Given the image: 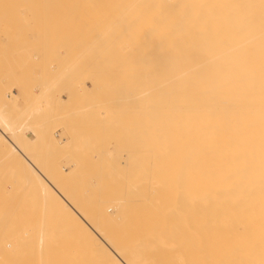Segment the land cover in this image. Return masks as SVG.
Here are the masks:
<instances>
[{
    "label": "bare ground",
    "instance_id": "6f19581e",
    "mask_svg": "<svg viewBox=\"0 0 264 264\" xmlns=\"http://www.w3.org/2000/svg\"><path fill=\"white\" fill-rule=\"evenodd\" d=\"M0 1H3V0H0ZM31 1L29 0V3ZM35 1L37 3V1L39 0H35ZM76 1L77 0H73L74 3H72V0L71 1L69 0V3L66 4V2L63 3V0H61V2L60 0L59 2L58 0L57 2L55 0L52 5L56 6L57 4L58 5L66 4V6L69 5L68 7H70V5H72V7L75 5L76 8L77 7L79 8L80 6V8L84 7L86 9L87 8L92 9L94 7L95 10H99V12L103 11V13L105 12L104 10H106V13H108L110 9H111L110 11L117 9L118 12L120 13L118 14L119 17H117L116 16L117 14L115 15L114 12H112L114 14V15L112 14L113 20H111L110 16L108 15L111 22H108L110 21L109 19L105 18L107 20L106 22V20L103 21L102 18H100L101 21L98 20L99 23L94 21L95 23L91 24L92 22L91 21L90 24H88V27L89 25H92V27H94L92 28L90 26V28H92V29L89 28L90 34L94 31L95 28H96L94 31L95 33H96V30H97V33L99 31L102 33L101 37H100L101 34H99L100 32L98 34L97 33L95 34L94 37L96 38V40L95 38L94 39L91 38L92 40H94L93 47H91L92 40H90V42L88 40L89 44L87 45L88 46L90 45L88 47L84 44L86 39H82V42H80L81 41L79 39L80 37L78 38L80 41L78 39L75 40L72 38V40H74V43H76L75 41H79L78 42L79 46L85 40L83 43V46H81L82 52L85 47L91 48V49L95 47L97 51H98V47H100V51H101V48L103 47L102 49L105 50V45L108 46L106 48L108 50L109 46H111L112 44H114L115 46L119 44L118 40L123 39L122 43H124L123 45L124 47L123 48L121 47L123 51L120 49L117 50V48L121 46L122 43L121 45H117L118 47L117 46L116 48L114 47L116 51H119V52H116L113 49V47L110 48V50L113 49L111 53L114 51L116 52V55L114 58L115 60L112 58H109V59H112V61L118 62L119 61L118 59H120L122 56L124 57V55H126L127 53L131 54V57L134 56V51H135V54H137L135 55V57L138 56V58L136 57L137 58L136 60L134 57L132 58L135 61H133V65L131 64V66L129 67L130 68L133 67V70L136 71V74H134L135 72H132V70L130 69L131 74L134 76L136 75L135 76L136 79L135 77L133 78V76H131L132 79L131 78L130 79L131 80L134 79L133 82L135 80L137 81V82L135 81L137 84L134 82V84H136V86L134 87H137V89H134V90L135 91L137 90L136 92H138L139 96L134 90H133L134 92L132 93V91L128 89L129 91H131V93L129 91L128 92L131 94V100L137 101L136 99L140 97L139 98V100H141L140 107L141 106L142 107L141 108L138 107L140 109L137 110L136 109L137 107H135L137 104H135L136 102L133 101L132 107L133 108L135 107V108L134 109L132 108V110H135L134 111L135 115H138L139 113L138 111H140L139 115L142 114L141 116L142 118L139 116H136V117H139V119L141 118L142 122L139 121V119L138 121L141 123L136 122L137 118H135V116L133 115L134 112H131V110L129 112H131L132 114L128 113L129 115L127 116H130L132 118L131 115H133L135 119L134 118L132 119L135 120V122L132 121V119L127 116L121 115L123 116L122 117L123 120L125 117L129 118L128 120L126 119L128 121L127 123L126 121H123L122 119L120 120L121 118L119 117L120 115L118 116L119 118L117 117V114H118L117 109L121 108V110L124 111L129 107L127 105H126L127 108L123 107L124 109H122V107L120 106L118 107L114 103L115 106H117L118 108L117 109L114 108L115 111L114 109L112 110H113V114L114 112L117 113L115 115L118 118V119L116 118L117 122L119 120V121H123V123L125 122L126 124L130 123V126H133L132 124L136 126L135 129H132V127L130 126L128 127L129 124L126 126V124L124 123L125 126L131 130V132H129V129H126L129 132L128 134L133 138V140L135 139V137L139 139L137 143H139L138 144L139 146L140 144H142L143 146L141 145L140 148L145 151V152L142 151L139 148V146L138 147L136 146L137 152L133 149L134 155L129 154L131 158V159L129 158L130 161L131 162L135 161L137 165L135 162L134 164H132L131 162L127 163L126 161H129V160H126V158H124L125 160H123L128 165L129 168L128 167L127 168L129 170L131 167L133 168L137 167V169L141 167L140 168L141 170H138L139 172L141 171V174L140 173L138 174L140 175L139 180H141V181L138 180L140 182V185L137 187L138 183H136L135 185L136 188H133L137 192L132 190V188H130L131 183L128 185L129 182H127L129 178L134 177L132 173L136 174V171H137L136 169L135 170L133 169L135 171L134 172L131 168V171H133V172L130 171L132 176L130 175V172L128 170L130 177L129 175L126 174L127 168H126V171L124 169L125 175L127 177H125L126 181H125V178H123L124 181H122V182H127L126 186L130 188L129 189L130 195L132 193L130 190H132L133 193H138V191L139 193L136 194L135 196L132 193L133 198H130L131 196H129V193L128 194L125 193L127 197L128 196L129 197L128 198L124 197L125 201H123L124 200V198H122L123 195L122 197L120 196L118 188L123 189L124 187L122 186L124 183H121V179L122 177H124V175L122 176L121 173L123 172L122 168H125L124 167L125 162L123 163L122 167L118 166L119 164L121 166V163H117L118 164L117 166L116 164H113L115 165V167L114 168L112 167V168L115 169L114 170L115 172L117 171L116 169H118L116 167L120 168L118 169L119 173L118 171L116 173L121 174L122 177L121 176H120L121 178L118 177L119 175L117 176L116 174H113L114 171H112L111 174L115 176L112 175L113 178H111L112 176L110 177L112 179V185H111V182H109L110 181V178H109V181H108V183L110 184L109 185L106 182L108 179H105V181L103 179L105 177L108 178L110 174L108 177L106 174V176H103L104 178H102V175H101V178L103 180V181L101 180L102 183L105 182L103 184L104 185L103 191H105V189L108 190L112 186L110 188L111 190L109 189V191L112 192V188L114 187L113 192H112L114 193V191H116L115 187H117V192L119 194L115 192L113 195L115 196L119 195L116 198L124 202V203L122 202L123 203L122 204L121 202H119V200H117V203L119 205L120 203L124 205L127 202V200H129V198L130 200L127 202L128 205L126 203V205L123 206L124 210L123 212H121V214L120 213L118 214V212L114 211L115 213H117L114 217L118 215V217L116 218L117 220H115L112 217V215L111 217L113 219L111 217H109V219L114 220V221H110L106 218L97 220V218L99 217L101 218L104 216L105 217L110 216V213L106 211V208H108V203L112 204L113 200L116 201L115 200L116 198H113L111 202L110 200L112 199V197H115V196L111 195L109 191H105L104 193L100 189V187L102 188V183L99 180V177H98V181L100 182L95 181V184H93L94 182L91 181L94 186L97 185L96 182L99 183L98 187L95 186L96 188H94V186L92 184H91L92 186L88 184L87 181L85 182V180L83 181L80 180L81 176L78 177L77 175V177L79 178L77 179L78 181L77 184L80 183L81 181L83 182V183L81 182L82 184L81 186L83 187L79 186V188L81 187V190L78 189V185L76 186L77 188L75 187V189H78L77 191H80L79 193H81L80 194L81 196L79 195L82 198V199L80 198L81 200H84L87 198L89 199V201L91 200L90 202H93L92 199L94 197L92 198V195H91L92 193H90L91 190L90 188H88L90 186L94 189V190L92 189V192H94L93 195L96 194L95 196L96 198H94V201L96 202V204H97V201L99 200V199L97 200V195L100 196L99 192H101V196H104V197H98L100 198V200L101 198H103L101 201L105 199L110 201V202L108 201V203L104 201L106 205H103V206L101 205L103 204V202L100 204L101 201H98L99 204L97 205L95 204V207H94L93 205L94 202L91 205V203L88 200H85L86 202L88 201L90 203L89 204L87 202L89 204V207L90 205L92 208L94 207L93 209L91 207L89 209V207L87 206L88 208L87 211L90 212L87 215L86 213L87 211H85L86 208H84L86 205L85 206L83 205L85 204V202L79 200L83 202L80 204H82V206L84 207H82L80 204H79V207L78 206L74 207L79 202L75 200V198H78L77 196L73 197L71 195L72 193L73 195L76 194V190L71 193L72 191L71 189H73V184L76 185L75 183L76 181L73 182V184H71L72 183L71 181L76 180L75 178L76 174L72 176V172L68 170L63 174L62 173L60 174L61 165L60 166L58 165L59 167L56 165L57 169L60 168L59 170H57L56 166L54 165V169H56L57 171L54 169L50 171L51 174L53 170L55 171V172L53 171L54 176L52 175L54 178L51 175H47L50 172L47 173L46 170H45L46 172L44 171L42 172V170L40 169L41 167L39 168L38 165L33 161L34 159L30 158L31 155L28 154L29 151H26L25 149L26 144H23V142L25 141L22 140L23 142H21V140L19 141L17 139V138L22 139L19 133H21L22 129H24L23 128L24 126L21 128L23 124L20 126L21 131L18 132V130H16V127H15L16 125L14 126V124H12L10 120L7 119L10 117H5L3 115L4 114L3 111H0V147L1 149L4 152L8 153L10 156H13V158L15 157L19 159L17 160V162L23 161L24 163L27 164L26 167L23 166V168L25 167V174L30 177L28 178L30 179L31 182H33L37 186H41L42 188L41 191L43 192L42 195L44 196L42 197V199L45 198L44 199L45 202L47 200L48 204H50V207L52 209L54 208L53 210H54L55 215L58 214L61 217L63 216L65 218L68 216V218H70L73 221L72 225L74 224L73 227L75 226V229H76L74 230L82 232L89 239V243H90L89 245L92 248V249L91 248L89 249H91L92 255L98 264H264V0H120V1L116 0L112 2H110L109 0L108 1L107 0L105 1L104 0L103 1L102 0L101 1L100 0L99 1L98 0H85V1L78 0L79 2L78 1L76 2ZM4 2H5V5L8 4L6 0H4ZM50 2L51 0H48V2L45 0H42V6L51 4ZM12 3L10 2L7 5L8 7L3 5L4 4L3 3L2 4L3 7L1 6L0 7L1 9L2 8L4 9L6 7L5 8L6 10L13 11L14 10L13 7L16 10L17 5H20L19 0L17 2L15 0V2L13 3V4L16 3V7L15 5L13 6ZM38 3L36 6L37 8L39 7L40 9L41 1H39ZM35 5H33V7ZM9 6H11L10 9H8ZM55 6L53 8H55ZM57 8L58 7H56L55 9L56 12H57ZM98 8H102L103 10L98 9ZM66 10L67 12L69 11L68 9ZM75 10L73 9V11ZM92 10L94 11V9ZM117 10H115V12H117ZM46 13L45 14L47 16H45L44 14L45 18L50 17L48 20L54 19V21H51V22H55L56 18L58 19V15L56 17V14H55L56 18L53 16L54 13L52 12V10H51V13L53 15H51L49 12H46ZM71 13H72V10H71ZM93 13L94 12H92V15ZM48 14H50V16ZM87 14H89V12H87ZM84 15L85 14H83V16ZM70 17L69 19H71ZM114 17H117V18L114 19ZM45 18L44 20H46V23H47L48 20L47 18L46 19ZM73 18L74 20L73 19L71 20L75 22V16ZM90 18H92V16ZM85 20H87V18ZM66 21H68V24L71 25V23H69V20H66ZM56 22L58 23L59 19ZM84 22L85 21H83L82 23ZM48 23L46 25H48ZM87 23H89V21ZM43 24L45 25V23ZM39 25L40 24L38 23V25L36 26H39ZM54 25L56 26V23ZM54 25H51V26L54 27ZM57 25H59V23ZM74 25H77V23ZM48 26L51 29L50 24ZM74 27L76 28V26ZM45 29L43 28L44 31L50 32V30L48 31V28H45ZM73 31H76V30H73ZM38 33H40V31ZM88 33L85 34V36L89 35ZM83 35L84 34H82V36ZM100 41L101 43L103 44L105 43V44L102 46L100 44ZM65 44L67 43L65 42ZM76 44L74 45V49H76L75 48ZM76 47L78 49L80 48L78 46ZM94 49L91 50L93 51L92 58L100 54V52L98 53L95 50L97 52V55H96V52H94ZM89 50L90 49H88L87 56L90 52ZM131 50L132 51L134 50L133 54L131 53ZM120 51H122V53L124 54L120 53ZM82 52H81V56L84 55V52H83V55H82ZM62 53H65V52L63 51ZM70 53H74V51L71 52L70 50ZM77 54H80V50H79V53ZM108 55H112V54H108ZM70 56L72 57L71 54ZM70 56L68 55L69 58ZM81 56H80L79 61L81 60L85 62L86 65L83 64V66L82 67L80 66L81 68H79L78 70L83 69L85 71L86 70L85 67L88 64L87 62L88 60L84 61L83 59H81ZM112 56L114 57V55ZM116 56L118 58L117 59L118 61L116 60ZM86 57H83V58H86ZM106 57H105V61H104V57L101 58L103 59V61H101L100 57H99L100 60L97 58L96 61L98 62L100 61V63L104 62L103 65L106 66V63L107 62L110 63L109 61H111L108 59L109 56L107 58ZM126 57L130 59L129 55L125 56L124 59H127ZM72 59H74V57H72ZM86 59H89L90 62L92 61L91 63L93 64L94 61L90 59V56H88ZM106 59H108V61ZM128 59H127L128 64L126 63V65H129L132 62V60H128ZM75 61L74 63L71 62L70 64L74 65ZM98 62H95V63L101 66ZM125 62L126 61H124V63ZM95 63L93 64L94 66H95ZM77 65L79 67V65H81L80 62ZM77 65L75 66L77 67ZM98 65L95 66L96 67L95 69L97 70H98L97 67H99ZM117 65H120V67L122 66L121 63H118ZM75 66H73L71 69L73 70ZM108 66L110 67L109 64ZM89 67L90 69L87 68V70L88 69L91 70L93 66L91 65ZM101 69H103V66ZM101 69L99 71H101ZM106 69L107 67H105V71ZM111 70L114 71V68H112ZM124 70L126 69L124 68ZM75 71H76L75 73L78 76L77 70ZM84 71H82V74H81L82 80H84V76L86 75L84 74L86 73ZM92 71H94V68ZM92 71H91V74L94 73L96 70L94 72ZM103 71L104 70H102L101 72ZM75 73H74V78H78V77H75L76 75ZM95 73H98V72H95ZM105 73L106 72H104L103 74ZM60 74L62 73L60 72ZM88 74L90 73L88 72ZM105 75H107V73ZM90 76H87V78ZM96 76H97L96 74L94 75V77L91 76L92 78H90V80H91V85L96 86L98 89L99 88L98 86L100 85L98 86L96 85L98 83ZM126 76H129V75H126ZM57 77L55 81L58 79ZM62 78L64 79L63 84L65 85V83H67V81L65 80L66 78L64 77ZM119 80L117 81L119 82ZM123 80L120 81L123 87L126 85L130 87L133 84L131 82L130 83L127 82L126 80L125 81L127 83H123L124 82ZM114 82L112 84H114ZM109 83H110V80H109ZM109 83L106 82L105 84H108L110 86ZM105 84H103V86ZM118 86L120 87L121 84ZM115 87L111 86L110 88L113 89ZM123 87L121 86L119 89H122ZM84 89H86V87H84ZM114 90L115 89L113 90L110 89V92L108 91L109 95L111 91L114 92ZM102 91L104 92V89H102ZM106 91L104 93L105 96L107 95ZM94 93H95V90H94ZM116 93L117 92H115V94ZM134 93H136L138 98L137 97L136 98L133 97L134 99L132 98V94L135 95ZM88 94H89V91H88ZM118 96H116L115 98L116 100H120L121 102L122 99H119L121 98V96L117 99ZM125 96H127V94ZM125 96H123L124 100L126 98ZM88 97H89L88 99H90L91 96H88ZM99 99H101V97ZM128 99L129 100H126V102L130 101V98ZM77 101H78V98H77ZM112 102L113 101L110 99H108L107 101V103L109 104H112ZM120 102L118 103L119 105L124 104L125 106L126 102L124 103L123 100H122L123 103L120 104ZM138 102L140 103V101ZM107 103H105V105ZM78 104L80 105V103ZM81 104H83V102ZM96 106H99V104ZM106 106H103V107H106ZM103 107L101 106V108L104 110ZM98 108L99 107L94 108V110L96 112L100 111L98 110ZM129 108L131 109V107ZM107 109L108 108H106L105 113L108 112ZM110 109L111 107L109 108V110ZM78 111H82V110L79 109ZM92 111L88 110V112H90L88 113V115H91ZM111 112L112 111L110 110V114H112ZM119 112H121L120 109H119ZM85 113L84 115L86 117ZM93 114L95 113L93 112ZM97 115L99 116V114ZM104 115H107V114H104ZM112 116L108 115V116H105V118L107 117L112 118ZM89 117L90 116L87 117L88 121L90 119ZM81 118H83V115L81 116ZM100 119L104 120L103 117ZM116 119L114 120L116 121ZM130 119L132 122L131 121L129 122ZM78 120L79 122L81 121V119H78ZM97 121L99 122L100 120H97ZM100 122L103 124L104 121L103 122L100 121ZM135 123L139 124V126L141 124V126L138 128H142V129H137L138 125H135ZM76 124L72 127H75ZM111 124H113V122ZM111 124L109 122V125ZM116 124H119V122ZM149 124H151V126L152 124H154L155 128L157 126L156 130H154L156 133L153 131V129H151L153 127H150ZM80 125L83 126L84 124L81 123ZM91 125L93 127L92 123ZM120 125L119 127H121ZM144 125H147L150 127L151 130L149 129V127H147L148 129L146 128L147 130H150L148 133H146L147 130L145 131L146 126ZM81 127L79 126V128ZM98 127L101 128L102 126H97L96 128ZM90 128L88 127L87 130ZM107 128L111 129L110 126L106 127L105 129ZM122 128H125V127H122ZM136 129L137 131L143 130L144 131L143 135L145 133L149 134V137L148 135L146 136L145 134V136L148 137L147 139H150L152 135H154L153 137L155 138V140H152L153 138L152 137L150 140H148V143H146L147 139L143 138L144 136L141 135L142 131H139L138 133H136L137 132ZM78 130L79 129L75 131H78ZM132 130H133V133L136 134L134 135L135 137L132 136L133 135ZM15 131H17V134L19 135L17 137V135L15 136V134H13L14 137H17L16 140L12 136L11 137L7 136L9 133L11 134L12 132L15 133ZM109 131L110 130H108L107 132ZM151 131H153L154 134L151 135L152 133ZM81 132H82V129L81 131H78V133L83 135L82 134L83 132L82 133ZM89 132L92 133V131H89ZM98 132H101V130H99ZM120 132L121 130H118V133ZM101 133H105V132H101ZM118 133L116 131L117 135ZM88 134H86V136ZM98 134L100 136V133ZM98 134H96L97 137H98ZM128 134H127L128 137L126 136V134H123V135L127 137V140L129 142L131 138H129L130 136ZM137 134H139L138 135L139 137H137ZM155 134L157 135L155 136ZM46 135H48V133ZM71 137H73V134H71ZM104 137H105V134H104ZM120 137L122 138L123 136H120ZM141 137L143 140L141 139ZM75 138L76 139H74L73 137L74 139L73 143L74 142L75 143L72 145L77 144L76 140L78 137L76 136ZM88 139H91V138H88ZM137 139L135 141H137ZM122 140L124 141V139ZM151 140L152 142H150ZM52 142L58 143L56 138H54ZM106 142H108V140H106ZM132 142L134 141L130 140V142L128 143V145H131L130 147L127 145L128 149L131 147H134L132 146L133 145ZM137 143L135 144L137 145ZM87 144H89L88 145L89 147L90 143L87 142ZM24 145L25 147H23ZM116 145L119 146V143L115 144V146ZM127 146L125 145L123 147L122 145V150H124ZM69 147H72V146H69ZM100 148H104V147H100ZM138 148L143 153H145V154H140V155H143V156L146 155V156H144L143 158L142 156L138 157L137 155H139L140 153V150ZM151 148L152 150L153 148L156 149L152 151L156 153V155L154 154L152 156L149 153L150 154L149 156V154H147V151H148L147 149H151ZM83 149H85V147H83ZM87 149L89 150V148ZM90 149H92V147ZM118 149H120V146ZM103 150L104 149H102V151ZM130 150L125 149V151H128V152H125L126 157L128 156L126 153H129ZM78 151L80 152L81 150H77L75 152L76 155H78L77 154ZM84 151H86L85 153H87L86 149L83 150V152ZM81 152L79 153V157H80ZM96 152L98 153V151ZM136 153L138 154L135 155ZM99 156H102V154ZM103 156H105V154ZM132 156H135V157L137 156L138 158L134 157V161H132L133 159ZM97 158L99 159L100 157H97ZM97 158L96 159L94 158V159L97 161ZM139 158L140 159L142 158L141 160L144 159L143 162L145 163H143V165H140L138 167V165L140 164ZM75 159H78V158H75ZM83 159H85V157ZM83 159L81 160L79 159L81 163ZM137 159L139 161H137ZM90 160H93V159H90ZM14 161H16V159ZM86 161L84 162L87 165L88 164L87 162L89 161L87 162ZM103 161L100 160L101 164ZM121 161L122 160H120V162ZM149 161H152V162H149ZM92 162L91 164H94V166L95 165L97 166V164L92 163ZM24 163L21 162L19 164L23 165ZM77 163H79V161ZM91 166L88 165L87 167L91 168ZM109 166L111 167L112 163L111 165L109 163ZM52 167H50V169ZM73 168L70 167V169H73ZM82 168L85 169L84 167ZM101 168H104V166ZM113 169H110V170H113ZM106 171L108 172V169ZM106 171L104 172L107 173ZM69 173H71V178L74 177L72 180L71 178H69L70 175L68 176ZM55 174H57L58 176L57 175L55 176ZM64 174L65 175L67 174L68 176L67 178H69V181L66 178V176H64V179H66L67 181L63 179V176L61 175H64ZM91 174L89 172V175H85V179L86 177L89 179L90 178L89 176H91ZM93 174H95V172ZM97 174H101V173H97ZM79 175H84V174L82 173ZM97 176H100V175L94 176V179L96 178L97 180ZM58 177H61L60 182H59ZM115 177H118V179H120V184H122L121 185L122 187H119L120 185L118 183L119 182L118 179H115L116 181L114 180L115 183L113 184L114 182L113 179ZM32 178L34 179L35 182L33 181ZM55 178H57V180H55ZM92 178L93 177H91V179ZM62 180L66 181L65 189L70 188L68 186L69 184L70 186L72 185V188H70L71 191L70 190L66 191L65 189L64 191L62 190L63 188L61 190L59 189L60 187L59 185H61V187H63L64 185V182ZM56 181L59 183L63 182V185L62 184L58 185ZM134 181L135 179L133 178V182ZM68 182L69 184L66 187V184ZM84 183H87L89 186L86 184L88 186L87 187ZM89 183H90V180H89ZM83 184L87 187L88 191H90L89 192L90 196H87V197L84 196L86 197L84 199H83V193L84 195H86L84 192L86 188L84 190L82 189L85 187ZM97 188H99L98 191L97 190L95 191V189ZM122 189L121 191L123 192L120 191L121 194H124V192H127ZM108 192L111 195V199H110V195H108ZM105 194H107L108 196H106ZM106 197H109V199H107ZM120 197L122 199H120ZM73 200L77 203L73 202ZM113 203L114 204H112V206L113 208H115L114 205L116 204L115 206H117L118 204L116 202H113ZM98 205H101L100 208L101 207L102 208L99 209L98 214H96L97 213L96 206ZM122 205L120 206V208L116 207L118 208V211L119 209H121ZM102 209L107 214L102 212L101 211ZM93 210H96V211H93ZM100 212L102 213V216ZM91 213H94L95 215L93 214L94 216H92ZM90 214L94 218V219L92 218L93 220L90 219ZM104 214H106L107 216ZM70 229L71 228H69V230ZM69 230L68 232H70ZM47 235L44 234V236H47ZM83 245H85V243H83ZM44 264H51V263L45 262ZM56 264H63V263H56Z\"/></svg>",
    "mask_w": 264,
    "mask_h": 264
},
{
    "label": "rangeland",
    "instance_id": "374dc122",
    "mask_svg": "<svg viewBox=\"0 0 264 264\" xmlns=\"http://www.w3.org/2000/svg\"><path fill=\"white\" fill-rule=\"evenodd\" d=\"M18 0H16V2H17ZM20 1V5H17V9L15 10V8L13 7V11L12 10H10V11H8V10H6L5 8L3 9H1V7H3L2 6V4L3 5H5V2H4V0L3 1H0L1 3H0V108H2V109H0V111H3L4 112V116L5 117H10V118H7L8 120H10V122L12 123V124H14V126L16 127V130H18V132L19 131H21L20 129L23 127L24 129H22V131H21V133H19V135H20V137L22 138V139H20V138H17L19 135L17 134V131H15V133H13L12 132V134L11 133H9L7 136L8 137H14V135L13 134H15V136L17 135V137H14L15 138V140H16V138L20 141L21 140V142H23V141H25V142H23V144H26V151H29L28 152V154H30L31 156H33V157H31L30 156V158H32V159H34L33 161L38 165V167L42 170V172L44 171V172H46L47 171V173L48 172H50L52 169H54V165L56 166H60V168H61V172H60V174L62 173H65L67 170L68 171H70V172H72V176L73 175H75L76 174V176H75V178H76V180H72L73 178H71V173H69L68 174V176H69V178H71V184H73V182H75L76 183V185L75 184H73V189H71L70 190V188H72V185L70 186V184H69V182L66 184V187H67V185L70 187L69 189H65V182L67 181L66 179H64V176H66V178L68 177L67 176V174L65 175H61V176H63V179L64 180H66V181H64V180H62L63 182H64V185H63V182H61V183H59L60 182V178L61 177H58V179H59V182H57V184L59 185V184H62L63 185V187H61V185H59L60 187H59V189L61 190L62 188V190H70L71 191V193L73 192V191H75L76 190V194L75 195H73V193L71 194L73 197L74 196H77L78 198H75V200H77V201H79V200H81L82 198L80 197L81 195V193H79L80 191H77L78 189L79 190H81V187H83V186H81L82 184H81V182L83 181V180H85V182L87 181V183L88 184H92V182L91 181H93L94 183L93 184H95V181H98V177H99V180L101 181L102 180V178H104L103 176H106V174H107V177L109 176V174H110V176L108 177V178H104L103 180L105 181V179H108L106 182L108 183V181H109V178L113 175V174H116L118 177H120L121 176V174H122V176L124 175V177H122V179H121V183H124L123 185L122 184H120V179H118V177H115L114 179H113V181L115 180V179H118L119 180V185H117V186H119V187H122V186H124L125 187V189H124V187H123V189L122 188H118L119 189V193H120V196L122 197V195H123V197L122 198H124V197H126V198H128L129 196H131L130 198H133V194H134V196L136 195V194H138L139 193V191H138V193H133V191L132 190H134L133 188H136V183H138V185H137V187L140 185V182L139 181H141V180H139V178H140V175H138L139 173L141 174V171L139 172L138 170H141L140 168L141 167H139L140 165H143V163H145V162H143V160H141L144 156H146V155H140V154H145V153H143L142 151H144V150H142L141 148H140V146L142 145V144H140V146L138 145L139 143H137L138 142V140L139 139H137L134 135H136L135 133H133V130H132V133H133V135L132 136H134L135 137V139L133 140V138L128 134L129 132H131V130L129 129V128H127L126 126L128 125V127L130 126V123H128V124H126L128 121V119L129 118H131L130 116H127V115H129L131 112H134L135 110H132V106H133V104H132V102L134 101V100H131V91H132V93L135 91L134 89H137V87H134V86H136V84H134V82H133V80H131L132 79V77L131 76H133V78L136 76H134V75H132L131 74V70H132V72H135L134 74H136V71L135 70H133V67H129V66H131V64L133 65V61H135L137 58H138V56H136L135 57V55H137V54H135V51H134V56H132L131 57V54H129V53H127L126 55H124V57L122 56H120L121 58L120 59H118L117 58V56H116V60L118 61V62H115V61H112V59H114L115 58V55H116V52H119V51H116V46L117 45H121V43L123 42V39H120V40H118L119 41V44H117V45H115L114 46V44H112L111 46H109V48H108V50L106 49L108 46H106L105 45V50H107V51H105V50H103L102 48H101V51H100V47H98V51L96 50V48L94 49V52H100V54L98 55V56H96V57H94V58H92L93 56H92V54H93V51H91V50H93V49H91V48H87V47H85L84 48V50H83V52H84V55H83V52H82V47L81 46H83V43H84V41H83V43L79 46L78 44V42L80 41V42H82V39H86V41H85V45L86 46H88L87 44H89V42H90V40H92V39H94L95 37V34L97 33V30H96V33L94 32L95 31V29H94V31L90 34V29H92V28H94V27H92V25H89V27H88V24H90V22H91V24H93V23H95V22H98V20L99 21H101L100 20V18H102V20L104 21V20H106V19H109V17H108V15L110 16V19L111 20H113L112 18H113V16H112V12H114V14L117 16V17H119L118 16V14H120L119 12H118V10L117 9H114V8H112V9H114V10H112V11H108V13H106V10H104L105 12L103 13V11H101V12H99V10H95V8L93 7L92 9H94V11L92 10V9H86V8H80V6H79V8L77 7L76 8V6H75V8H74V6L72 7V5H70V7H68L69 5H67L66 6V4H68L69 3V0H63V3H65L66 2V4L65 5H63V4H61V5H52L53 4V2L55 1V0H51V4H48V5H43L42 6V0H39V1H41V4H40V9H39V7L37 8V3L39 2V1H37V3H36V1L34 0V2H33V0L29 3V0H19ZM27 1H28V3L30 4H28L27 3ZM45 1H47L48 2V0H45ZM71 1V0H70ZM78 1V0H77ZM76 1V2H77ZM80 1V0H79ZM78 1V2H79ZM85 1V0H84ZM99 1V0H98ZM101 1V0H100ZM103 1V0H102ZM105 1V0H104ZM108 1V0H107ZM110 2H112V1H116V0H109ZM120 1V0H119ZM3 2V3H2ZM6 2L9 4L10 2L12 3H14L15 2V0H6ZM33 2V3H32ZM56 2H57V0H56ZM58 2H59V0H58ZM60 2H61V0H60ZM12 3V4H13ZM22 3V4H21ZM27 3V4H26ZM31 3H32V5H31ZM35 3H36V5H35ZM72 3H74L73 2V0H72ZM7 4V5H8ZM18 4V3H17ZM54 4H56V3H54ZM70 4H71V2H70ZM7 5H5V6H7ZM15 5V7H16V3L15 4H13V6ZM33 5H35L34 7H33ZM38 5H39V3H38ZM44 6H46V7H44ZM51 6H52V8H51ZM55 6V8H53ZM64 6V7H63ZM8 7V6H7ZM10 7L11 6H9V8L8 9H10ZM20 8V10H19V8ZM56 7H58L57 8V12H56ZM68 7V8H67ZM42 8H43V10H42ZM46 8V9H45ZM68 9L69 11V14H68V12H67V10L66 9ZM47 9H48V11H47ZM50 9V10H49ZM58 9H60V10H58ZM63 9H65V10H63ZM73 9L76 11H73ZM80 10V12H79V10ZM85 11H84V10ZM98 9H102V8H98ZM51 10H52V12L54 13V12H56V13H54V15L51 13ZM54 10V11H53ZM71 10H72V13H71ZM83 10V11H82ZM103 10V9H102ZM108 10V9H107ZM115 10H117V12H115ZM62 11V12H61ZM79 13H78V12ZM94 12L93 13V15H92V12ZM35 14H34V13ZM46 12H49L51 15H53L54 17H55V14H56V17H57V15H58V19H59V25H57L58 23L56 22L58 19L56 18L55 20V22H51V21H54V19L52 20H48L50 17H46L47 18V23H48V25L50 24V26L51 25H54L55 23H56V26L54 25V27L53 26H51V29H52V31H51V29H50V27L48 26V25H46L47 23H46V20H44V18H45V16H47L46 14ZM64 12V13H63ZM75 12V13H74ZM87 12H89V14H87ZM41 13V14H40ZM46 13V14H45ZM71 13V14H70ZM91 13V14H90ZM98 13V14H97ZM100 13V14H99ZM44 14H45V16H44ZM50 14H48L49 16H50ZM76 14V15H75ZM83 14H85L84 16H83ZM95 14V15H94ZM113 14V15H114ZM34 16V17H32V16ZM72 15V16H71ZM75 16V22L73 21L74 20V16ZM78 15H79V17H78ZM71 16V17H70ZM87 16V17H86ZM92 16V18H90V17ZM94 16V17H93ZM100 16V17H99ZM36 17V18H35ZM52 17V16H51ZM53 17V18H54ZM69 17L71 18V19H73V20H71V19H69ZM81 20H79L78 18ZM82 17V18H81ZM84 17H86L87 18V20H85L86 18H84ZM117 17H114V19L115 18H117ZM121 17V16H120ZM32 18V19H31ZM45 18V19H46ZM61 18V19H60ZM99 18V19H98ZM106 18V19H105ZM31 19V20H30ZM39 19V20H38ZM83 19V20H82ZM89 19V20H88ZM95 19V20H94ZM97 19V20H96ZM109 19V20H110ZM66 20H69V23H71V25L70 24H68V21H66ZM79 20V21H78ZM111 20L110 21H108V22H111ZM37 21H38V23L40 24L39 26H36V25H38V23H37ZM76 21H78V22H76ZM83 21H85L84 23H82ZM89 21V23H87V22ZM95 21V22H94ZM34 22V23H33ZM36 22V23H35ZM106 22H107V20H106ZM43 23H45V25L43 24ZM72 23H74V24H76L77 23V25H74V24H72ZM78 23H79V25H81V26H79L78 25ZM80 23H82V24H80ZM85 23H86V25H85ZM99 23V22H98ZM44 26H43V25ZM68 24V25H67ZM73 26V27H72ZM74 26H76V28L74 27ZM84 26V27H83ZM87 27V29H86V27ZM90 26L92 27V28H90ZM33 27V28H32ZM40 27V28H39ZM60 27V28H59ZM43 28L45 29V28H48V31L50 30V32H46V31H44L43 30ZM81 28V29H80ZM90 28V29H89ZM30 29V30H29ZM33 29V30H32ZM62 29V30H61ZM76 30V31H73V30ZM80 29V30H79ZM85 31H84V30ZM98 29H100V28H98ZM38 30V31H37ZM13 31V32H12ZM40 31V33H38ZM66 31V32H65ZM84 31V32H83ZM99 31V30H98ZM37 32V33H36ZM44 32H45V34H44ZM80 32V33H79ZM89 32V33H88ZM100 32V31H99ZM98 32V33H99ZM62 33V34H61ZM89 34V35H86L85 36V34ZM97 33V34H98ZM11 34V35H10ZM43 34V35H42ZM71 34V35H70ZM79 34V35H78ZM82 34H84L83 36H82ZM93 34V35H92ZM99 34H101L100 35V37L102 36V33L100 32ZM48 35H49V37H48ZM51 35V36H50ZM68 35V36H67ZM47 36V37H46ZM61 36V37H60ZM67 36V37H66ZM85 36V37H84ZM98 36V35H97ZM36 37V38H35ZM75 37H77V38H75ZM80 37V38H79ZM82 37V38H81ZM84 37V38H83ZM87 37V38H86ZM3 38V39H2ZM64 38H66V39H64ZM72 38L73 39H75V40H77L78 38L80 39H78L79 41H75L76 43H74V40H72ZM92 38V39H91ZM98 38V37H97ZM58 39V40H57ZM69 39V40H68ZM66 40V41H65ZM88 40H89V42H88ZM95 40H96V38H95ZM62 41V42H61ZM117 41V40H116ZM117 41V42H118ZM58 42V43H57ZM65 42L67 43V44H65ZM116 42V43H117ZM24 43V44H23ZM52 43V44H51ZM60 43V44H59ZM64 43V44H63ZM68 43H70V44H68ZM73 43V44H72ZM94 43V40H92V42H91V47H93V44ZM98 43V42H97ZM96 43V44H97ZM115 43V42H114ZM76 44V46H78V47H80L79 49L75 46V48L76 49H74V45ZM99 44V43H98ZM97 44V45H98ZM100 44L103 46L104 44L103 43H101V41H100ZM50 45V46H49ZM67 45V46H66ZM124 45V43H122V45L121 46H117L118 48H117V50H122V48L124 47L123 46ZM73 46V47H72ZM90 46V45H89ZM88 46V47H89ZM100 46V45H99ZM36 47V48H35ZM62 49H61V48ZM65 47H67V48H65ZM113 47V49L116 51V52H112L111 53V51L113 50V49H111L110 50V48H112ZM115 47V48H114ZM122 47V48H121ZM64 48V49H63ZM69 48V49H68ZM13 49V50H12ZM24 49V50H23ZM72 49H74V50H72ZM87 49V50H86ZM88 49H90L89 51V54H88V56H90V59H92L94 62H93V64L95 63V62H98V61H96L97 60V58L99 59V57H100V59L101 58H103L104 57V61H105V57L107 56H109L108 57V59L109 58H112V59H109V60H111V61H109L110 63H108L107 61H108V59H106L107 61V63L110 65V67L108 66V64L106 63V66H104L103 65V63L101 62L100 63V61L98 62L101 66H99L97 63H95V66H99V67H97L98 68V70L97 69H95L96 67L89 61V59H86L88 56H87V52H88ZM41 50V51H40ZM47 50V51H46ZM57 50V51H56ZM62 50V51H61ZM70 50H71V52H73L74 51V53H70ZM76 50H78V51H76ZM79 50H80V54H77V53H79ZM96 50V51H95ZM17 52V53H15V52ZM31 51V52H30ZM39 51V52H38ZM65 52V53H62V52ZM69 51V52H68ZM85 51H86V53H85ZM102 51H104V52H102ZM109 51V52H108ZM123 51V50H122ZM122 51H120V53H122ZM133 51L131 50V53L133 54ZM59 52V53H58ZM81 52H82V55L83 56H81ZM97 52H96V55H97ZM103 53V55H102V53ZM106 52H107V54H106ZM44 53V54H43ZM72 55V57H74V59L76 60H74V59H72V57L70 56V54ZM115 53V54H114ZM120 53H118V54H120ZM78 55V56H76V55ZM85 54H86V56H85ZM108 54H112V55H114V57L112 56V55H108ZM117 54V55H118ZM122 54H124V53H122ZM122 54H120V55H122ZM67 55V56H66ZM68 55L70 56V58L68 57ZM73 55H75V56H73ZM94 55H95V53H94ZM100 55H102V56H100ZM106 55V56H105ZM127 55H129L130 56V59H128V57H126L128 60H132V62L131 61H129V62H131L129 65H126V63L128 64V62H127V59H124L125 58V56H127ZM80 56H81V59H83L84 61H86V60H88L87 62H88V64H87V66L85 67L86 68V70L84 71L83 69H80V70H78L79 68H81L82 66H83V64H85L86 65V63L85 62H83V61H79V59H80ZM42 57V58H41ZM67 57V58H66ZM77 57V58H76ZM83 57H86V58H83ZM106 57V58H107ZM119 57V56H118ZM135 58V60L134 59H132V58ZM64 58H66V59H64ZM72 60V61H70V60ZM99 59V60H100ZM115 60V59H114ZM21 61H23V62H21ZM53 61V62H52ZM74 61H75V64L73 65V66H75V65H77V64H79V62H80V64L81 65H79V67H78V65H77V67L75 66L74 68H75V70H77V72H78V76H77V74L75 73L76 71L74 70V68H73V70L71 69L73 66L70 64L71 62H73L74 63ZM101 61H103V59H101ZM122 61V62H121ZM124 61H126L125 63H124ZM77 62V63H76ZM89 62H90V64H89ZM111 62H112V64H111ZM114 62V63H113ZM115 63H116V65L118 64V63H121L122 64V66L120 67V65H115ZM124 64H125V66H124ZM93 66L92 68H91V70H89L90 69V67L89 66ZM71 66V67H70ZM81 66V67H80ZM102 66H103V69H101L102 68ZM112 66H114V67H112ZM116 66V67H115ZM60 67V68H59ZM62 67V68H61ZM70 67V68H69ZM105 67H107V69H106V71H105ZM128 67V68H127ZM84 68V69H85ZM87 68H89L88 70H87ZM93 68H94V71L95 72H98V73H95L94 71H92L93 70ZM101 69V71L102 70H104L103 72H101V71H99L100 69ZM112 68H114V71H112L111 69ZM118 68V69H117ZM119 68H120V70H119ZM124 68L126 69V70H124ZM62 69V70H61ZM66 69V70H65ZM69 69V70H68ZM71 69V70H70ZM131 69V70H130ZM108 70V71H107ZM69 71V72H68ZM82 71H84V72H86V73H84V74H86L87 76H93L94 77V75L96 74L97 76V82L99 83H97L96 85L98 86V85H100V86H98L99 88L97 89V87L96 86H94V85H91V80H90V78H92L91 76L90 77H88L87 78V76L85 75L84 76V74H83V76H84V80H82V76H81V74H82ZM91 71L92 72H94V73H92L91 74ZM112 71V72H111ZM117 72V74H116V72ZM128 71H130V72H128ZM60 72L62 73V74H60ZM88 72L90 73V74H88ZM100 72H101V74H100ZM104 72H106L107 73V75H105V74H103ZM109 72V73H108ZM111 72V73H110ZM128 72V73H127ZM55 73H57V74H55ZM74 73L76 74L75 75V77H78V78H74ZM114 73V74H113ZM122 75H121V74ZM126 75H129V76H126ZM112 76H111V75ZM119 74V75H118ZM123 74H124V76H125V78H124V76H123ZM61 75V76H60ZM98 75H100V76H98ZM108 75H109V77H108ZM116 77H115V76ZM47 76H48V78H47ZM58 76V77H57ZM67 76V77H66ZM111 76V77H110ZM114 76V77H113ZM45 77V78H44ZM56 77L58 78L56 81H55V79H56ZM62 77H64V78H66L65 80L67 81V83H65V85L63 84L64 83V79L62 78ZM81 77V78H80ZM99 77H101V78H99ZM102 77H103V79H102ZM106 77H107V79H106ZM129 77V78H128ZM60 78V79H59ZM62 78V79H61ZM68 78V79H67ZM73 78H74V80H73ZM80 78V79H79ZM105 78V79H104ZM109 78H113L112 80L111 79H109ZM117 78V79H116ZM123 78H124V80H123ZM127 78H128V80H127ZM131 78V79H130ZM43 79V80H42ZM48 79V80H47ZM86 79V80H85ZM88 79V80H87ZM119 79H121V80H123L124 82L123 83H127V82H131V83H133L132 85L131 84H129V85H131L130 87L129 86H124L123 87V85H122V83L120 82L121 80H119ZM135 79H136V77H135ZM50 80V81H49ZM54 80V81H53ZM63 80V81H62ZM69 80V81H68ZM79 80H80V82H79ZM109 80H110V83H109ZM117 80H119V82L117 81ZM127 82H126V81ZM131 80V81H130ZM47 81V82H46ZM62 81V82H61ZM65 81V82H66ZM74 81V82H73ZM84 81V82H83ZM107 83H109L110 84V86L108 85V84H105L106 82ZM112 81V82H111ZM115 81V82H114ZM43 82V83H42ZM54 82V83H53ZM79 82V83H78ZM114 82V84H112ZM118 82V83H117ZM50 83H51V85H50ZM73 83V84H72ZM102 83V84H101ZM26 84V85H25ZM61 86H60V85ZM72 84V85H71ZM103 84H105L104 86H103ZM115 84H117V85H115ZM121 84V86L123 87L122 89H119L120 87L118 86V85H120ZM73 85H75V86H73ZM125 85V84H124ZM43 86V87H42ZM48 86V87H47ZM55 86V87H54ZM65 86V87H64ZM111 86H113V87H115V88H113V89H115L114 90V92L113 91H111V93H110V95H109V92H110V89L111 90H113L112 88H110ZM138 86V85H137ZM73 87V88H72ZM83 87V88H82ZM84 87H86V89H84ZM96 87V88H95ZM118 87V88H117ZM126 87H128V88H126ZM44 88V89H43ZM48 88V89H47ZM126 88V89H125ZM26 89V90H25ZM72 89V90H71ZM102 89H104V92L102 91ZM106 89H107V91H106ZM119 89V90H118ZM131 90V91H129V90ZM28 90V91H27ZM44 90V91H43ZM74 90V91H73ZM77 90V91H76ZM94 90H95V93H94ZM122 90V91H121ZM134 90V91H133ZM82 91V92H81ZM84 91H86V92H84ZM88 91H89V94H88ZM98 91H99V93H98ZM105 91H106V93H107V97L105 96ZM109 91V92H108ZM120 91V92H119ZM130 93H129V92ZM137 91V90H136ZM135 91V92H136ZM28 92V93H27ZM44 92V93H43ZM102 94H101V93ZM115 92H117L116 94H115ZM127 92V93H126ZM42 93V94H41ZM48 95H47V94ZM77 95H75V94ZM93 93V94H92ZM98 93V94H97ZM122 93V94H121ZM137 93V95H138V92H136ZM136 93H134L135 95H133L132 94V98L134 97V98H136L137 97V95H136ZM58 94H59V96H58ZM73 94H74V96H73ZM114 94V95H113ZM127 94V96H125ZM130 94V95H129ZM45 97H44V96ZM55 95V96H54ZM92 95H93V97H92ZM94 95H95V97H94ZM101 97V99H99L100 97ZM119 95V96H118ZM52 96V97H51ZM80 96H82V97H80ZM85 96V97H84ZM88 96H91L90 97V99H88L89 97ZM105 96V97H104ZM116 96H118L117 97V99L121 96V98H119V99H122L123 100V102L125 103L126 102V100H129L128 98H130V101H127L126 102V104H125V106H124V104H121V103H123L122 102V100H121V102H120V100H116ZM123 96H125L126 98H125V100H124V97ZM139 96V95H138ZM87 97V98H86ZM123 97V98H122ZM30 98V99H29ZM38 98V99H37ZM77 98H78V101H77ZM95 98V99H94ZM110 99V100H112L113 102H112V104H109V103H107V101H108V99ZM133 98V99H134ZM138 98V97H137ZM140 98V97H139ZM139 98L138 99H136L137 101H134V102H136L135 104H137L136 106H135V104H134V106L135 107H137L136 109L137 110H139L141 107H140V105H141V100H139ZM50 99H51V101H50ZM56 99V100H55ZM82 99H83V101H82ZM93 99H94V101H93ZM114 99H115V101H114ZM81 100V101H80ZM91 101V102H90ZM118 101V102H117ZM138 101H140V103L138 102ZM2 102V103H1ZM49 102V103H48ZM83 102V104L85 105V103H86V105L84 106L83 104H81ZM90 104H89V103ZM98 102V103H97ZM102 102V103H101ZM110 102V101H109ZM120 102V104L121 105H119L118 103ZM139 104H138V103ZM5 103V104H4ZM53 103V104H52ZM77 103V104H76ZM78 103H80V105H82V106H80ZM96 103V104H95ZM105 103H107L106 105H105ZM111 103V102H110ZM119 107H122V109H124L123 107H126V105L127 106H129V107H131V109L129 108H125L126 110H121V108H119L120 109V111L121 112H119V109H117L118 107L117 106H115V104ZM88 104V105H87ZM99 104V106H96V105H98ZM104 104V105H103ZM132 104V105H131ZM5 105V106H4ZM53 105H54V107H53ZM79 105V106H78ZM90 105V106H89ZM94 105V106H93ZM103 107V106H106V107H103L104 108V110L101 108V106ZM2 106H4V107H2ZM76 106H77V108H76ZM87 106V107H86ZM91 106H93V107H91ZM96 106V107H95ZM111 107V113L112 114H110V110H109V108ZM37 107V108H36ZM45 107V108H44ZM84 107V108H83ZM86 107V108H85ZM90 109H89V108ZM97 107H99L98 108V110H100V111H98V112H96L95 110H94V108H97ZM113 107V108H112ZM134 107V108H135ZM138 107H140V108H138ZM7 108H9V109H7ZM101 108V109H100ZM106 108H108L107 109V111L109 112H106L105 113V111H106ZM114 108H116L117 110H118V114L117 113H115L114 112V114H113V110L112 109H114ZM133 108V109H134ZM79 109H81L82 111H78ZM77 112H76V111ZM87 110V111H86ZM88 110H90V111H92V110H94V111H92V113H91V115H88V113H90V112H88ZM131 110V112H129ZM114 111H115V109H114ZM126 111H128V112H126ZM141 111H142V109H141ZM80 112H82V113H80ZM86 114V117H85V115H84V113ZM93 112L95 113V114H93ZM103 112V113H102ZM124 112V113H123ZM139 113H140V111H138ZM138 112H136V113H138ZM59 113V114H58ZM121 113V114H120ZM126 113V114H125ZM129 113V114H128ZM139 113H138V115H135V112H134V116H135V118H137V121L136 122H139V121H141L142 122V114L141 115H139ZM142 113V112H141ZM97 114H99V116L97 115ZM103 114V115H102ZM104 114H107V115H104ZM117 114V117L119 116V117H121L120 118V120L122 119V117L123 116H127V117H129V118H127V117H125L124 118V120L123 121H126V126H125V124L123 123V121H119L118 120V122H119V124H116V123H118L117 122V119L119 118H117L115 115ZM132 114V113H131ZM80 115V116H79ZM83 115V118H81V116ZM90 116L89 118V121L87 120L88 118V116ZM108 115H110V116H112V118H109V117H107V118H105V116H108ZM121 115H123V116H121ZM133 115H131L132 116V118H134V116ZM75 116V117H74ZM97 116V117H96ZM136 116H139V117H141L140 119H139V117H136ZM13 117V118H12ZM69 117V118H68ZM79 117V118H78ZM104 118V120L103 119H100V118ZM115 117V118H114ZM29 118V119H28ZM96 118V119H95ZM116 119V121L114 120V119ZM131 118V119H132ZM134 118V119H135ZM19 119V120H18ZM78 119H81V123H83L84 125L82 126V125H80L81 123L79 122V120ZM83 119V120H82ZM87 121H86V120ZM95 119V120H94ZM109 121H108V120ZM113 121H112V120ZM127 119V120H126ZM131 119L129 120V122L131 121ZM138 119H139V121H138ZM76 120H78V121H76ZM84 120H85V122H84ZM97 120H100V121H104L103 122V124L106 122V123H108V124H104V126H103V124L99 121H97ZM113 122V124H111L112 122ZM132 121H134L135 122V120H133L132 119ZM131 121V122H132ZM26 122V123H25ZM78 122H79V124H78ZM95 122V123H94ZM98 124H97V123ZM109 122H110V124L111 125H109ZM115 122V123H114ZM120 122H122V123H120ZM141 122H139V123H141ZM81 127V128H79V126L77 125V124ZM88 125H87V124ZM91 123L93 124V127H92V125H91ZM101 123V124H100ZM23 124V125H22ZM76 124V126L75 127H72V126H74ZM86 124V125H85ZM121 124V125H120ZM132 124V123H131ZM22 125V126H21ZM107 125V126H106ZM119 125L121 126V127H119ZM133 126H134V124H132ZM135 125H138L137 126V129H142V128H138V127H140L141 126V124H140V126H139V124H136L135 123ZM143 125V124H142ZM150 125V127H153V128H151V129H153V131L154 130H156V128H157V126H156V128L154 127L155 125L154 124H152V126H151V124H149ZM20 126H21V128H20ZM26 126H28V127H26ZM71 126V127H70ZM87 126V127H86ZM95 126V127H94ZM97 126H102L101 128H96ZM108 127V126H110L111 127V129L109 128H107V129H105L106 127ZM116 126H117V128H116ZM133 126H130V127H132V129H135L136 128V126H134V128H133ZM144 126H146L145 127V131L148 129L147 127H149V126H147V125H144ZM26 127V128H25ZM86 127V128H85ZM90 128V129H88L89 131H92V133L91 132H89L88 130H87V128ZM103 127H105V128H103ZM113 127H114V129H113ZM122 127H125V128H122ZM150 127H149V129H150ZM73 128V129H72ZM75 128V129H74ZM93 128V129H92ZM147 128V129H146ZM48 129V130H47ZM77 129H79L78 131H81V129H82V134L83 135H81V134H79L78 133V131H75V130H77ZM85 129V130H84ZM95 129V130H94ZM101 130V132H105V133H101V132H98L99 130ZM102 129H103V131H102ZM105 129V130H104ZM116 129V130H115ZM121 130V135H120V133H118V130ZM125 129V130H124ZM126 129H129V132H128V130H126ZM137 129H136V131H137ZM144 129V128H143ZM150 129V130H151ZM55 130V131H54ZM108 130H110L109 132H107ZM111 130H113V131H115V132H113V131H111ZM124 130V131H123ZM150 130H147L146 131V133H148ZM66 131V132H65ZM116 131H117V133H118V135H120V136H123L122 138L120 137V136H118L117 134H116ZM123 131V132H122ZM139 131H142L141 132V135L142 136H144L143 138H148L149 137V134H146V136L148 135V137H146L145 136V134L143 135V133H144V131L143 130H138L136 133H138ZM153 131H151L152 133H151V135L152 134H154L153 133ZM25 132V133H24ZM48 133V135H46L47 133ZM70 132H71V134H73V137H74V139H76L75 137L77 136L78 138H77V140H76V145H72V144H74L73 143V141H74V139H73V137H71V134H70ZM74 132V133H73ZM111 132H113V133H111ZM127 132V133H126ZM135 132V131H134ZM155 132V131H154ZM84 133H86V134H88V135H90V136H86V134H84ZM98 133H100V136H99V134ZM107 133H108V135L110 136H108L107 135ZM156 133V132H155ZM51 134H52V136H51ZM74 134H76V135H74ZM78 134H79V136H78ZM96 134H98V137H97V135ZM104 134H105V137H104ZM111 134H112V136H111ZM115 134V135H114ZM123 134H126V136H127V134L130 136L129 138H131L130 140H132V141H134L135 143H137V145L134 143V142H132L133 143V145L132 146H134V147H131V148H129L128 149V146L130 147L131 145H128V143L130 142V140H129V142H128V140H127V137H125ZM140 134V133H139ZM139 134H137V137H139L138 135ZM158 134V133H157ZM157 134H155V136L157 135ZM43 135V136H42ZM161 135V134H160ZM52 138H51V137ZM55 136V137H54ZM86 136V137H85ZM94 136V137H93ZM117 136V137H116ZM154 135H152V137H153ZM159 136V135H158ZM45 137V138H44ZM66 137V138H65ZM70 137V138H69ZM92 137H93V139H92ZM101 137V138H100ZM151 137V138H152ZM13 138V139H14ZM43 138V139H42ZM47 138V139H46ZM54 138H56L57 139V141H58V143H55V142H52V140H54ZM88 138H91V139H88ZM100 138V139H99ZM105 138V139H104ZM108 138V139H107ZM126 138V139H125ZM150 138V139H151ZM154 138V137H153ZM152 138V140H155V138L153 139ZM12 139V140H13ZM27 139V140H26ZM45 139V140H44ZM89 140V141H87V140ZM112 139V140H111ZM114 139H115V141H114ZM122 139H124V141L122 140ZM137 139V141H135ZM141 139H142V137H141ZM150 139H147V142L146 143H148V140H150ZM23 140V141H22ZM79 140V141H78ZM103 141V143H102V141ZM106 140H108V142H106ZM143 140V139H142ZM152 140L150 141V142H152ZM45 141V142H44ZM51 141V142H50ZM68 141V142H67ZM96 143H95V142ZM100 141V142H99ZM119 141V142H118ZM126 141V142H125ZM42 142V143H41ZM71 142V143H70ZM87 142L88 143H90V146L88 147V145L89 144H87ZM93 142V143H92ZM98 142H99V144H98ZM121 142V143H120ZM128 142V143H127ZM142 142V141H141ZM140 142V143H141ZM144 142V143H145ZM62 143V144H61ZM92 143V144H91ZM106 143V144H105ZM119 143V146H120V149H118L119 148V146L118 145H116L115 146V144H118ZM123 143V144H122ZM125 143V144H124ZM131 143V144H132ZM60 144V145H59ZM78 144H79V146H78ZM135 144V145H134ZM30 145V146H29ZM36 145H38V146H36ZM59 145V146H58ZM85 145H87V146H85ZM99 145V146H98ZM104 145H106V146H104ZM122 145H123V147L126 145H128L125 149H127V150H130L129 151V153H126L128 156V158L126 157V155H125V152H128V151H125V149L124 150H122ZM58 146V147H57ZM69 146H72V147H69ZM108 146V147H107ZM139 146V148L142 150H140L139 148V150H140V153H139V155H137L138 153H136L135 155H137L138 157H141L142 156V158L140 159L139 158V160L137 159V161H139V165H138V169H137V167L135 168H133V167H131L132 168V170L134 169H136L137 171H136V174L135 173H132L133 174V176L134 177H131V178H129L130 177V175L132 176V174H131V172H133V171H131V168H130V170L128 169L129 167H128V165L126 164V162L128 163H130L131 161H130V155L129 154H133L134 153V151H133V149L137 152V147ZM143 146V145H142ZM23 147H25V145L23 146ZM37 147V148H36ZM73 147H75V148H73ZM83 147H85V149L87 150V153H85L86 151H84L83 152V150H85V149H83ZM89 148V150L87 149V148ZM92 147V149H90ZM95 147V148H94ZM100 147H104V148H100ZM113 147H114V149H115V151H114V149H113ZM136 147V148H135ZM147 147V146H146ZM45 148V149H44ZM80 148V149H79ZM156 148V147H155ZM155 148H153V150H156ZM100 149H101V151H100ZM102 149H104L103 151H102ZM144 149V148H143ZM77 150H81L80 152H81V154H80V157H79V151L77 152V154L78 155H76V151ZM95 150V151H94ZM117 150V151H116ZM138 150V151H139ZM146 150V149H145ZM149 152H148V151ZM146 151H147V154H151L152 156L155 154L156 155V153H154V152H152L153 150H152V148L151 149H147ZM40 151H42V152H40ZM91 151V152H90ZM96 151H98V153L96 152ZM100 151V152H99ZM124 151V152H123ZM40 154H39V153ZM50 152V153H49ZM94 152V153H93ZM102 152V153H101ZM131 152V153H130ZM145 152V151H144ZM36 153V154H35ZM42 153V154H41ZM50 155H49V154ZM102 154V156L105 154V156H99V155H101ZM117 153V154H116ZM121 153H122V155H121ZM83 154H84V156H83ZM94 154V155H93ZM96 154V155H95ZM99 154V155H98ZM120 154V155H119ZM150 154H149V156H150ZM35 155V156H34ZM76 155V156H75ZM86 155V156H85ZM98 155V156H97ZM134 155V154H133ZM82 156V157H81ZM92 156V157H91ZM95 156V157H94ZM112 156V157H111ZM136 156V157H137ZM151 156V157H152ZM85 157V159H83ZM90 157V158H89ZM97 157H102L101 159L99 158H97ZM121 157V158H120ZM123 157V158H122ZM133 157V159H132V161H134V157L135 156H132ZM135 157V158H136ZM137 157V158H138ZM13 156H10L8 153H6V152H4L2 149H1V147H0V264H44L45 262H49V263H51V264H56V263H63V264H98L97 262H96V260H95V258L93 257V255H92V251H91V246L89 245L90 243H89V239L82 233V232H80V231H75L76 229H75V226L73 227V225H72V223H73V221L70 219V218H68V216L65 218V217H61L60 215H55L54 214V208L52 209L51 207H50V204H48V202H47V200H46V202H45V198L44 199H42V197H44L43 195H42V188H41V186H37L36 184H34L33 182H31L30 181V177L28 176V175H26L25 174V167H26V163H24L23 161H21L22 163H24L23 165H21V164H19V163H21V162H17V160H19V159H17V158H15L16 159V161H14L13 159ZM66 158V159H65ZM75 158H78V159H75ZM89 158V159H88ZM97 158V161L95 160V159ZM124 158H126V160H129V161H123V160H125ZM130 158V159H129ZM75 159V160H74ZM81 159H83V161H82V163H81V161L80 160ZM90 159H93V160H90ZM104 161H103V160ZM115 159V160H114ZM21 160V159H20ZM89 161V162H87V161ZM100 160L101 161H103L102 162V164H101V162H100ZM106 160H108V161H106ZM120 160H122L121 162H120ZM136 160V159H135ZM38 161V162H37ZM49 161V162H48ZM79 161V163H77ZM84 161H86L88 164L86 165L85 164V162ZM93 161V162H92ZM48 162V163H47ZM91 162L92 163H95V164H97V166L95 165L94 166V164H91ZM96 162H98V163H96ZM100 162V163H99ZM125 162V163H124ZM135 162V161H134ZM134 162H131L132 164H134ZM149 162H152V161H149ZM39 163V164H38ZM84 163V164H83ZM109 163H110V165H111V163H112V166L110 167L109 166ZM117 163H121V166H120V164L118 165ZM123 163H124V167L125 168H122V171L124 172V169H125V171H126V168H127V172H126V174L127 175H129V172H130V175H129V179L127 180V182H129L128 183V185L130 184V188H132V190H130L132 193H131V195H130V192H129V189L130 188H128V186H126L127 185V182H122V181H124V179L123 178H125V177H127L126 175H125V172H124V174H123V172L121 173V174H118L119 173V170L118 169H120L119 167H122L123 166ZM136 163V162H135ZM16 164V165H15ZM79 164V165H78ZM100 166H99V165ZM108 164V165H107ZM113 164H116V166L118 165L119 167H116V168H118V169H116L117 171H118V173H116L114 170L115 169H113L114 167H115V165H113ZM125 164H126V166H125ZM84 165V166H83ZM85 165H86V167H85ZM91 166V168L92 167H94V168H89V167H87V166ZM131 165V164H130ZM136 165H137V163H136ZM23 166H25L24 168H23ZM53 166V167H52ZM57 166H56V169H57ZM58 166V167H59ZM64 166V167H63ZM75 166V167H74ZM84 167L85 169H83L82 167ZM104 166V168H101V167H103ZM107 166H109V167H107ZM133 166V165H132ZM44 167V168H43ZM50 167H52L51 169H50ZM70 167L71 168H73V169H70ZM97 167H99V168H97ZM105 167H107V168H105ZM113 167V168H112ZM59 168V169H60ZM97 168V169H96ZM113 169V170H110V169ZM56 169H54V170H56ZM59 169H57V170H59ZM70 169V170H69ZM89 169V170H88ZM99 169H101V170H99ZM108 169V172L106 171ZM46 170V171H45ZM53 170V171H54ZM56 170V171H57ZM128 170H129V172H128ZM53 171H52V174H51V172L50 173H46L47 175H53L54 176V174H53ZM63 171V172H62ZM98 171V172H97ZM104 171H106L107 173H105ZM112 171H114L113 172V174H111V172ZM55 172V171H54ZM79 172V173H78ZM86 172H87V174H86ZM89 172H90V174L92 173H94L95 172V174H93V176H92V174H91V176H89L90 178L88 179L87 177H86V179H85V175H89ZM135 172V171H134ZM74 173V174H73ZM78 173V174H77ZM84 174V175H79V174ZM97 173H101V174H97ZM45 174V173H44ZM58 174V173H57ZM57 174H55V176L57 175ZM77 175H78V177H80V180H82L81 182H80V180H79V182L80 183H78L77 184V179H79L78 177H77ZM96 175H100V176H97V180H96V178L94 179V176H96ZM101 175H102V178H101ZM52 176V177H53ZM58 176V175H57ZM60 176V175H59ZM83 176H84V178H83ZM113 176H115V175H113ZM113 176L111 177V178H113ZM139 176V177H138ZM29 177V178H28ZM91 177H93L92 179H94V180H92L91 179ZM120 177V178H121ZM54 178V177H53ZM69 178H67L68 179V181H69ZM82 178V179H81ZM110 178V181L109 182H111V185H112V179ZM133 178L135 179V181L133 182ZM33 179V178H32ZM137 179V180H136ZM55 180H57V178H55ZM89 180H90V183H89ZM102 180V181H103ZM130 180V181H129ZM139 180V181H138ZM33 181H34V179H33ZM100 181H98V182H100ZM102 181H101V183H102ZM116 181V180H115ZM115 181L113 182V184L115 183ZM125 181H126V178H125ZM137 181V182H136ZM35 182V181H34ZM133 182V183H132ZM83 183V182H82ZM87 183H84L85 185L87 184ZM101 183H100V185H101ZM105 182H103L102 183V188L100 187V185H99V187H100V189L103 191V184H104ZM80 184V185H79ZM83 184V185H84ZM87 184V185H88ZM92 184V185H93ZM96 184L97 185H95L96 187H98V184L99 183H97L96 182ZM109 184V183H108ZM75 185V186H74ZM78 185V189H75V187ZM84 185V186H85ZM86 185V186H87ZM91 185V186H92ZM106 185V184H105ZM110 185V184H109ZM116 185V184H115ZM122 185V186H121ZM79 186H81L80 188H79ZM84 187V188H82L83 190H84V192H85V194L86 195H84V193H83V191H82V193H83V199L84 198H86L87 196H90V193H92L91 195H92V198L94 197V198H96L95 196H96V194L95 195H93L94 194V192H92V187H90L89 185V187L88 188H90V190H91V192L90 191H88V189H87V187ZM94 186V185H93ZM94 186V188H96ZM108 186V185H107ZM114 186V185H113ZM132 186V187H131ZM106 187V186H105ZM112 187V186H111ZM110 187V188H111ZM77 188V187H76ZM109 188V189H110ZM114 188V187H113ZM113 188H112V192H113ZM116 188V191H114V193L115 192H117V187H115ZM140 188V187H139ZM98 189L99 188H97V189H95V191L97 190L98 191ZM109 189L107 190V189H105V191H109ZM121 189L122 190H124V191H127V192H124V194H121V192H123V191H121ZM64 190V191H65ZM94 190V189H93ZM100 190V191H101ZM111 190V189H110ZM115 190V189H114ZM137 190H139V189H137ZM105 191H103L104 193H105ZM121 191V192H120ZM135 192H137L136 190H134ZM69 192V191H68ZM77 192H78V194H77ZM90 192V193H89ZM110 192V191H109ZM109 192H108V195H110L109 194ZM112 192H110L111 193V195H113L114 193H112ZM96 193H98V192H96ZM118 193V192H117ZM116 193V194H117ZM118 193V194H119ZM125 193H129V196L127 197V195L125 194ZM87 194H89V195H87ZM99 194H100V196H98L97 195V200L98 201H101L103 198H101V200H100V198H98V197H104V196H101V192H99ZM80 195V196H79ZM106 196H108L107 194H105ZM111 195H110V199H111ZM125 195V196H124ZM84 196H86V197H84ZM113 196H115V195H113ZM117 196H119V195H117ZM117 196H115V197H112V199L110 200L111 202H112V200H113V198H116ZM120 197V199H122ZM81 198V199H80ZM94 198L92 199L93 200V202H94V207H95V204H96V202L94 201ZM107 199H109V197H106ZM130 198H129V200H130ZM90 199H91V197H90ZM105 199V198H104ZM85 200H88L89 201V199H84V200H81V201H83V202H85V204H83L84 206H82V204H80V203H83V202H81V201H79L78 203L77 202H75L74 200H73V202H75V203H77V205H75V203H74V207H79V204L82 206V207H84V208H86V210L85 211H87V206L89 207V204L91 203V205H92V203L93 202H86ZM116 201H114L113 200V202H116L117 203V200H119V199H115ZM129 200H127V202L129 201ZM98 201H97V204H99L98 203ZM104 201H106L107 203H108V201L109 200H103V201H101L100 202V204L103 202V204H101L102 206L103 205H106V203L104 202ZM109 201V202H110ZM123 201H125V198H124V200ZM123 201H120L119 200V202H123ZM112 202V204H114ZM126 202V203H127ZM105 203V204H104ZM120 203V205L118 204L117 206H115L114 205V207L116 208V207H119L120 208V206L124 203H122L121 204ZM126 203L124 204V205H126ZM88 204V205H87ZM96 204V205H97ZM112 204L111 203H108V208H106V211L108 212V213H110V216H107L106 214V212L102 209L101 211L102 212H104V213H106V214H104V215H106L107 217H99V218H97V220L98 219H103V218H106V219H108V220H110L109 219V217H111V215H112V217L115 219V220H117L116 218L118 217V215L116 216V217H114L117 213H115V212H118V214L120 213L121 214V212H123V206L124 205H122V207H121V209H119V211H118V208H113V206H112ZM131 204V203H130ZM91 205H90V207H91ZM101 205H98V206H96L97 207V213L96 214H98V210L99 209H101L100 208V206ZM111 205V206H110ZM127 205H128V203H127ZM90 207H89V209H90ZM93 207V208H94ZM99 207V208H98ZM51 208V209H50ZM81 208V207H80ZM92 208V207H91ZM92 208V209H93ZM104 208V207H103ZM83 209V208H82ZM96 210H93V211H96ZM91 211V210H90ZM115 211V212H114ZM56 212V211H55ZM92 212V211H91ZM57 213V212H56ZM87 213V215L90 213L89 211H87L86 212ZM111 213H113V214H111ZM92 214V216H94L95 214L94 213H91ZM91 214H90V219H92L93 217L91 216ZM94 214V215H93ZM100 214H101V216H102V213L100 212ZM52 215V216H51ZM111 217V218H112ZM112 218V219H113ZM94 219V218H93ZM92 219V220H93ZM68 220V221H67ZM71 220V221H70ZM64 221V222H63ZM110 221H114V220H110ZM69 228H71L70 230H69ZM73 228V229H72ZM75 229V230H74ZM68 230L71 232V230H72V232L70 233V232H68ZM54 231V232H53ZM43 232V233H42ZM76 232H77V234H76ZM80 232V233H79ZM44 234L45 235H47V236H44ZM80 240V242L81 241H83V242H79V240ZM83 243H85V245H83ZM88 245V247H87V245ZM89 248H91V249H89Z\"/></svg>",
    "mask_w": 264,
    "mask_h": 264
}]
</instances>
